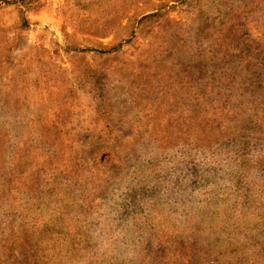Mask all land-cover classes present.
Returning <instances> with one entry per match:
<instances>
[{
	"label": "rangeland",
	"instance_id": "1",
	"mask_svg": "<svg viewBox=\"0 0 264 264\" xmlns=\"http://www.w3.org/2000/svg\"><path fill=\"white\" fill-rule=\"evenodd\" d=\"M65 2L0 9V264H249L202 231L264 210V0H128L105 38Z\"/></svg>",
	"mask_w": 264,
	"mask_h": 264
},
{
	"label": "trees",
	"instance_id": "2",
	"mask_svg": "<svg viewBox=\"0 0 264 264\" xmlns=\"http://www.w3.org/2000/svg\"><path fill=\"white\" fill-rule=\"evenodd\" d=\"M47 1L48 0H16L14 2H6L4 0H0V9L4 6L11 5L29 13L46 8V5H48L46 4ZM64 1H66L65 4L70 3L68 14L71 12L75 13L73 18L67 17L68 21H70L71 23H75L76 27H79L80 30H83L85 32H92L94 34H101V37L105 38L112 30L113 25H116V23H118L116 19H114L115 15H117L118 13H121V15L126 13L125 11L127 10V8L125 7V5L127 3L126 1L128 0ZM58 9L60 10V12H62L61 10L63 9V7H60ZM63 17L66 18L65 15ZM119 50L120 47H117L109 51H101L99 53L103 55H109ZM41 136L42 134H38L36 138L41 140ZM42 139H44L43 136ZM41 143L45 145V141ZM242 146L246 148V145ZM36 149L39 152L43 151L39 148ZM203 180L204 179L199 180V182H202ZM33 196L34 192L32 197ZM220 213L223 215V219H221L222 224L215 227H210L207 230H203L202 233L212 232L214 235L225 239L228 243L229 248L234 252V254L238 255L241 250L242 256L244 258H248L249 264H258L259 259L256 256V251L254 249L250 250L248 247H246L245 242L258 236V224L262 223V215L264 213V210H262L261 206H257L255 204V201L246 198V201L241 203L240 205L235 201H231L229 208L223 211H219L216 217H218ZM15 222L16 220L13 222V224ZM23 226L24 225H21V227ZM19 227L20 222L18 221L16 222L15 226L16 230H18ZM26 230L29 231L28 229H25V231ZM222 231L223 233L220 234V232ZM18 233L19 231L14 235H10L6 238L4 237V235L2 236V248H5L4 252L8 250L6 246L10 248L11 246L18 245V241H20L24 237V230L20 235H18ZM28 241L32 240L24 239L22 241L25 244L24 252L31 260H34V253L37 252L35 251L34 246L29 245Z\"/></svg>",
	"mask_w": 264,
	"mask_h": 264
}]
</instances>
